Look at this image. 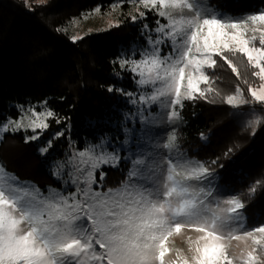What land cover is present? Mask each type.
Masks as SVG:
<instances>
[{
  "label": "snow or ice",
  "instance_id": "6c2138e0",
  "mask_svg": "<svg viewBox=\"0 0 264 264\" xmlns=\"http://www.w3.org/2000/svg\"><path fill=\"white\" fill-rule=\"evenodd\" d=\"M131 2L145 10L132 16L133 21L146 20L149 14L157 19L155 27L143 24L141 35L147 47L133 48L119 62L134 74L138 88L149 89L138 97L117 90L136 107L125 116L126 122L135 123L138 118L148 129L164 120L170 108L168 118H180L177 106L183 108L186 100L207 99V93L216 91L207 73L216 68V58L240 77L229 58L239 54L261 83L249 85L251 100L237 85L235 94L227 95L224 102L237 109L259 105L262 115L249 125L264 123V11L237 20L219 13L206 0ZM201 83L208 87L202 89ZM143 105H157L160 113L153 115ZM29 112L0 124V133L31 129L34 134L26 142L39 139L55 114ZM124 131L128 143L132 130ZM63 135L57 132L54 138ZM176 139L173 134L163 147L175 148ZM107 143L102 140L54 162L52 174L66 186L63 190H41L21 181L0 162V264H264V223L247 216V205L238 196L221 202L211 188L190 183L211 177V184L215 177L208 167L179 152L167 159L147 153L142 158L129 157L132 167L125 179L105 187L106 173L97 169L102 164L118 165L120 159L117 152L106 151ZM51 146L52 141H47L41 153ZM249 191L254 193L256 186ZM249 220L252 226H246ZM182 230L197 234L195 239L188 237L186 252L170 246V237ZM233 241L244 242L245 249L232 251Z\"/></svg>",
  "mask_w": 264,
  "mask_h": 264
},
{
  "label": "trees",
  "instance_id": "16d2710c",
  "mask_svg": "<svg viewBox=\"0 0 264 264\" xmlns=\"http://www.w3.org/2000/svg\"><path fill=\"white\" fill-rule=\"evenodd\" d=\"M129 1L0 0V124L32 109L51 110L55 114V119L49 118V129L37 140L26 142V137L34 134L31 129L2 136L0 162L20 180L44 191L48 188L63 190L66 186L52 174L54 162L65 161L74 152L100 144L102 140L108 141L107 152H117L120 157L118 165L115 162L102 164L97 169L106 173L105 187L117 186L132 167L131 159L142 158L138 153L133 154L142 142L136 135L134 140L132 137L134 130L140 131L144 126L125 121V116L135 112L136 107L129 103V97L117 90L123 89L138 97L142 93L146 95L149 89L138 88L134 74L122 69L119 62L122 57L130 56L133 48L147 47L141 35L143 24L155 27L157 17L149 14L146 20L133 21L132 16L145 10H134ZM213 1L219 11L239 19L264 11V0ZM118 4L120 9L115 12L113 24L118 27L112 25L79 39H74L67 30L73 21L97 12L96 9L102 15L111 14ZM160 19L163 22V18ZM229 58L240 77L216 58V68L207 69L214 81L211 87L216 91L207 93V99L186 100L183 108L177 106L175 110L180 118L176 122L181 125L172 135L177 138L175 145L186 149L191 160L210 169L215 177L213 187L216 183L232 188L233 194L247 205V216L264 223V123L249 125V121L262 114L259 105H242L237 109L224 102L227 95L235 94L237 85L245 98L251 100L249 85L258 87L261 82L252 75L246 58L239 54H229ZM207 87L204 85L202 89ZM151 110L160 113L157 105ZM125 128L132 130L128 143H125L128 139ZM61 131L64 135L54 138V134ZM49 140L52 146L42 154L40 149L47 147ZM19 150L26 153L25 159L16 160L14 155H18ZM16 164L23 169L15 167ZM254 185L256 191L252 193L249 189ZM68 189L73 190L70 186ZM252 224L251 220L247 222L248 226Z\"/></svg>",
  "mask_w": 264,
  "mask_h": 264
},
{
  "label": "rangeland",
  "instance_id": "374dc122",
  "mask_svg": "<svg viewBox=\"0 0 264 264\" xmlns=\"http://www.w3.org/2000/svg\"><path fill=\"white\" fill-rule=\"evenodd\" d=\"M26 1L29 2L30 0H26ZM48 1L49 0H36L37 3H45ZM129 2L132 4L134 10H139V9L143 8L142 6H140L138 8L137 4L132 3L131 0ZM121 3H123V2H121ZM206 3L211 4V6L216 11H218L221 14H225L226 17L235 18V19L239 20V18L233 17L231 14L223 13V12L219 11V6L217 5V3H214L213 0H206ZM120 4H118L116 7L113 8V11L111 14L102 15L98 12H94L90 15L85 16L84 18L75 20L70 24V26L67 28V30L70 33H72V36L74 39H79L82 36H84L85 34L95 32V31H99V30L108 29L115 23L114 22V18L116 16L115 12L120 9V7H119ZM249 35H251V33H249ZM257 46H258V44H257ZM204 85L205 84L201 83L200 87L202 88ZM196 95H198V93ZM146 106H147L146 108L153 115L159 114V113H155L153 110H151V108L155 105H146ZM171 111H172L171 108L167 109L165 119L160 121L158 124L153 125V126H149L148 129H145V127H142V130H140V131L134 130L132 139L134 138V135H136V137L138 139H140L142 142L141 144H139L137 146V151H135L133 153L134 156L137 155V153H138L139 157H143L144 154H147V153H153L157 156V159H160V158L167 159V158L174 157L176 155V153L179 152L180 154L183 155V157L185 159L193 161V160H191L190 153L188 151H186V149H182V148L178 147L177 145L173 149H166L163 147V145L172 136V131L176 127L181 125L180 123L176 122V119H169L168 118L167 113H170ZM28 113L30 115V112H28ZM136 122L140 123L138 118H137ZM142 126H144V125H142ZM10 127H11V125H10ZM8 132H13V131H8ZM8 132L0 133V141L2 140V136ZM155 141H158L160 143H158L157 145L156 144L154 145L153 143ZM132 142L133 141L130 140V143H132ZM195 151H197V150H195ZM18 152H19L18 155L17 154L14 155L16 157V160L25 159V157L23 156L25 152L23 153V151H21V150H19ZM193 162H195V161H193ZM28 163L33 164L31 160H28ZM15 167L20 168V170L23 169V167L21 168V166H19V165L17 166V164L15 165ZM24 170L26 172H29V170L26 168H24ZM208 181H209V179H202L201 181H191L190 183H192L193 185L204 187L206 189L211 188L213 191V196L216 199L220 200L221 202L226 198L235 196L233 194L232 188L222 187L216 183L214 184L215 186L213 187V185H211ZM209 199H212V198L210 197ZM221 206H223V204ZM246 226H248V225L246 224ZM196 235L197 234L194 231L182 230V232L180 234H174L173 237H170V246L173 249H182L186 252L188 237L190 236V237H192V239H195ZM237 244H239V248L236 247ZM249 244H250V242H249ZM232 245H233L232 251H234V252H239V251L245 249L244 242L233 241ZM247 250H250V247Z\"/></svg>",
  "mask_w": 264,
  "mask_h": 264
}]
</instances>
